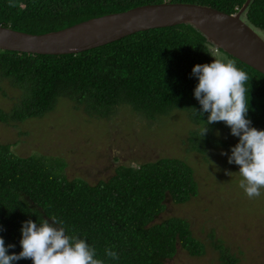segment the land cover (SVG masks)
<instances>
[{
    "label": "trees",
    "instance_id": "16d2710c",
    "mask_svg": "<svg viewBox=\"0 0 264 264\" xmlns=\"http://www.w3.org/2000/svg\"><path fill=\"white\" fill-rule=\"evenodd\" d=\"M245 1L0 0V26L40 35L146 4L193 3L234 14ZM242 17L257 32H264V0H251ZM213 48L194 27L178 24L136 32L77 54L0 50V79L21 94L10 112L0 110V121L41 118L66 99L91 118H109L121 106L151 120L180 110L204 127L208 114H199L201 106L194 97L198 79L192 69L212 63ZM227 57L248 74L247 118L252 127L264 130V75ZM208 128V134L217 128L230 132L224 122ZM196 134L200 136L191 133V141L198 138ZM208 134L204 142L209 141ZM9 147L0 144V237L6 247L15 245L9 255L22 251L23 222L52 217L63 221L67 234L85 239L105 264H166L178 248L192 257L205 253L185 219L157 222L166 202L183 204L198 194L193 170L184 161L163 157L136 166L119 165L107 180L89 184L81 178L68 179L66 163L59 157H20ZM109 248L118 253V260L105 255ZM218 249L221 264H236L226 249Z\"/></svg>",
    "mask_w": 264,
    "mask_h": 264
},
{
    "label": "rangeland",
    "instance_id": "374dc122",
    "mask_svg": "<svg viewBox=\"0 0 264 264\" xmlns=\"http://www.w3.org/2000/svg\"><path fill=\"white\" fill-rule=\"evenodd\" d=\"M260 35L264 39V32ZM214 58L229 60L223 52ZM20 96L18 89L0 79L1 111L10 112ZM201 128L180 110L151 120L121 106L109 118L96 119L62 99L41 118L0 121V144L9 145L20 157H59L66 163L68 179L81 178L89 184L107 180L119 165L180 159L192 168L198 194L183 204L166 202L157 222L185 219L205 253L192 257L178 248L165 263L221 264L218 248L222 247L236 264H264V189L260 197L249 199L239 187V166L228 163L238 137L217 128L207 133L208 142L198 134L191 141V133Z\"/></svg>",
    "mask_w": 264,
    "mask_h": 264
},
{
    "label": "clouds",
    "instance_id": "9594fccd",
    "mask_svg": "<svg viewBox=\"0 0 264 264\" xmlns=\"http://www.w3.org/2000/svg\"><path fill=\"white\" fill-rule=\"evenodd\" d=\"M221 20L217 18L218 22ZM192 75L198 79L194 97L201 106L199 114H208L207 121H202L205 126L200 129V136L204 137L209 131L208 125L216 122H224L230 128V134L238 137L239 142L230 149L228 163L239 166V187L246 196L249 199L260 197L264 189V130L252 127L247 118L249 106L245 85L248 74L238 69L234 60L214 58L210 64L195 65ZM21 237L22 251L11 255L8 251L15 245L6 247L0 237V264H14L21 259H31L33 264H105L96 258L94 247L75 234H67L63 221L56 217L39 223L31 219L23 222ZM105 255L111 260L119 259L118 253L110 248L105 249Z\"/></svg>",
    "mask_w": 264,
    "mask_h": 264
},
{
    "label": "water",
    "instance_id": "95a60500",
    "mask_svg": "<svg viewBox=\"0 0 264 264\" xmlns=\"http://www.w3.org/2000/svg\"><path fill=\"white\" fill-rule=\"evenodd\" d=\"M250 2L246 0L234 14L193 3L146 4L40 35L0 26V50L40 55L77 54L136 32L189 24L212 46L264 75V39L242 17ZM218 17L222 19L219 22Z\"/></svg>",
    "mask_w": 264,
    "mask_h": 264
},
{
    "label": "built area",
    "instance_id": "2783aa9c",
    "mask_svg": "<svg viewBox=\"0 0 264 264\" xmlns=\"http://www.w3.org/2000/svg\"><path fill=\"white\" fill-rule=\"evenodd\" d=\"M214 49H215V52H217V51H218L216 48H214Z\"/></svg>",
    "mask_w": 264,
    "mask_h": 264
}]
</instances>
